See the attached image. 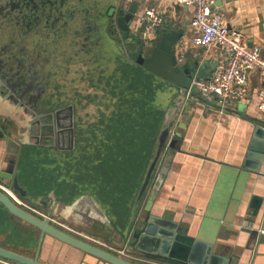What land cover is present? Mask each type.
<instances>
[{
	"label": "crops",
	"instance_id": "1",
	"mask_svg": "<svg viewBox=\"0 0 264 264\" xmlns=\"http://www.w3.org/2000/svg\"><path fill=\"white\" fill-rule=\"evenodd\" d=\"M126 1L128 5L132 1L137 2L136 18L148 8H153L160 14L162 24L151 35L156 34L159 37L162 33L168 32L181 34L176 42L179 65L192 64L193 62H198L199 65H218L223 61V54L217 48L205 50L191 45L190 21L194 13L193 8L181 7L168 0ZM215 3L218 5L212 10L219 15L227 28L242 34L249 47L258 46L261 55L264 56V0H215ZM135 20V30L137 31L135 32L139 37L141 26L144 24ZM142 31L145 33L144 39L149 38L150 34L146 32V29ZM100 36H102L101 44H104L103 50H105L103 55H108V59L111 60L113 52H116L115 46L107 41L111 37L104 30L101 31ZM109 47H111L110 51ZM73 49L74 47L69 45L67 47L68 54L64 55L67 58L63 62L70 63L67 65L68 68L64 63H58L60 69L56 70L61 88L60 95L65 96L69 103L73 101L74 93H80V96H93L94 90L92 87L88 89L90 94L82 93V87L85 84L82 83L83 79H80L81 76H79V74L81 75L79 67L82 65H79L78 61L87 59L89 56H84L78 51L76 53ZM63 59L62 56L51 59L50 64ZM108 66L110 69L112 62ZM84 76L88 75L84 73ZM260 86L258 72H249L247 97L222 114H219V108L212 101L205 98L197 100L194 97H184L177 116L169 125L170 135L167 143L170 138L176 137V132L180 131L181 136L178 138V144L175 150L169 151L167 147L163 148L156 173L153 175V180H155L164 158L170 154L171 159L167 172L151 203L150 214L176 223L179 234L212 243L213 254L229 259V264H264V235L257 236L256 233L250 232L251 226L256 230L260 227L264 228V153L259 164L258 174L238 171L248 150L254 127L260 122H264V118L256 110ZM98 88H95V91ZM180 98L177 91L169 90V87L163 83L155 95L154 102L163 108L168 116L175 107V101ZM66 99L64 100L66 101ZM3 109L5 108L3 107ZM14 118L13 121L9 119L3 121L0 117V132L3 134L2 138L0 137V174L12 173V176L18 178V182L20 181L18 184L21 187L23 186L21 184L23 176L19 175L21 168L19 149L24 146L22 143L27 144L32 140L27 135L26 139L24 137L21 142H18V127L16 125L17 122L21 124L22 122L17 117ZM22 126L26 127L27 125ZM10 138L18 145L16 155L7 151L6 141ZM73 139L68 135L61 134L57 153L74 150L75 139L74 144L71 142ZM33 160V170L37 171L36 175H38L41 170L39 156H35ZM29 162L31 163L30 160ZM151 185L152 182L149 188ZM10 190L20 202L45 215L46 212L42 208L32 204L33 200L43 197L52 203L51 193L53 191L38 192L35 197H30L31 200L33 199L30 203L26 199H29V193L24 198L11 188ZM147 190L145 197L136 209L134 219L146 206L150 189ZM24 191L27 192L25 188ZM53 194L58 199L59 205L51 218L52 225L123 259L140 262V264H166L164 260L179 262L160 257H156V261H151L146 258V254L128 250L126 244L120 242L117 233L119 235H121L120 232L127 234L131 226L130 222L125 228L113 226L106 210L89 193L75 195L73 199L69 198L68 193L61 194V197H57L54 192ZM79 198H83L82 206L71 209L72 202H76ZM90 201L94 203V211L90 207ZM92 212H94L93 215L90 214ZM98 215L103 216L109 222V225L114 228L113 232H110L109 226L107 227L104 222L97 219ZM17 223L16 226H19L16 227L13 224L11 232L12 229L15 230L18 227L20 229L21 226L27 225L21 221ZM27 227L29 226L27 225ZM33 234L35 236V233ZM5 235L11 234L8 231ZM37 237L39 238V235ZM2 244L3 242L0 241V247H3ZM7 250L29 258L34 257L27 255V249L18 251L14 247ZM38 260L43 264H107L47 235L43 238Z\"/></svg>",
	"mask_w": 264,
	"mask_h": 264
},
{
	"label": "water",
	"instance_id": "2",
	"mask_svg": "<svg viewBox=\"0 0 264 264\" xmlns=\"http://www.w3.org/2000/svg\"><path fill=\"white\" fill-rule=\"evenodd\" d=\"M126 2V0H0V11L5 13L4 17L0 19V117L3 121L6 119L13 121L14 117H17L22 122V124L17 122L16 125L18 127V142H21L24 137L26 139L28 135L32 141H28L27 144L22 143V145L39 147L41 112L40 97L37 92L43 80L49 77L45 76V71L50 69L53 71L56 61L50 64L51 59L65 55L67 47L74 46L77 41L89 44L93 48V52L103 51L105 53L104 44H101L102 36H100L103 30L111 37L110 44L116 45L117 40L122 42L121 45L126 55H134L136 48L133 63L155 75L169 87V90L177 91L181 98L175 101V107L170 111V114L165 115L156 141V150L131 212L130 225L132 227H129L127 234L120 232L121 235H119L117 233L120 242L125 243L128 250L182 263L229 264V259L213 254L212 243L179 234L176 223L150 214L151 203L166 175L171 159L170 154L164 158L157 176L153 180L162 150L165 147L169 151L175 150L178 138L181 136V132L178 131L176 137L170 138L167 143L170 135L169 125L177 116L184 97H194L197 100L205 98L210 101L207 96L198 95V92L191 88V84L193 80H207L217 64L199 65L198 62H193L192 64L179 65L176 42L181 34L168 32L162 33L159 37L156 34H150L149 38L145 40V33L142 31L145 29V25H142L140 29L142 37L140 34L138 37L135 30L138 4L132 1L128 5ZM217 5L214 3L212 9ZM6 29L11 32V37L8 36V32L6 34L2 32ZM113 55L116 56L115 52ZM81 63L82 60L78 61L79 65H83ZM63 109L56 115L57 120L62 117L63 119L67 118ZM50 119L52 120L51 117L46 118V120ZM24 124L27 126L23 127ZM56 130L54 141L59 143L61 134L67 136V131H69L68 136L72 139L70 126L64 128L62 122L59 121ZM2 136L3 134L0 132V137L2 138ZM71 142L73 141L71 140ZM6 144L10 154L18 153V145L12 138L8 139ZM24 146L19 149L20 152ZM263 153L264 122H260L253 129L248 150L238 171L258 174ZM151 182L152 185L149 188ZM0 184L8 189L11 188L21 197H26L27 192L19 186L17 178L12 176V173L0 174ZM147 189H150V192L146 206L134 219L136 209L145 197ZM51 194L52 203L43 197L33 200L36 207H40L46 212L47 218L40 219L15 204L5 192L0 190V205L11 216L39 231L33 258L2 247H0V258L16 264H43L38 260V257L43 238L47 235L104 263L134 264L52 225L50 219L59 205V201L53 192ZM83 202V198H79L76 202L73 201L72 206L70 205L71 209L82 206ZM90 207L94 211L95 206L92 201H90ZM93 213L90 214L93 215ZM97 219L104 222L107 227L109 226L110 232L114 231V228L103 216L98 215ZM250 232L262 236L264 228L260 227L256 230L252 226Z\"/></svg>",
	"mask_w": 264,
	"mask_h": 264
},
{
	"label": "trees",
	"instance_id": "3",
	"mask_svg": "<svg viewBox=\"0 0 264 264\" xmlns=\"http://www.w3.org/2000/svg\"><path fill=\"white\" fill-rule=\"evenodd\" d=\"M113 71L123 75L122 90L130 89L129 93L124 92L119 97L117 109L113 108L110 113L101 114L102 117L92 124L93 127L88 132H77L74 150L44 154L47 163H41L38 175L33 170V159L37 155L40 158V147H24L21 151L19 175L23 176L21 187L29 193V199L25 198L30 203L33 200L30 197H35L41 191H53L57 197L68 193L70 199L75 198V195L89 193L106 210L113 226L125 228L129 225L135 200L152 160L166 112L154 102L156 93L163 86L159 78L127 62L124 67L116 66ZM115 75L110 77L114 79ZM115 80L118 87L121 82L118 83L117 78ZM108 89L109 85L106 87ZM114 90L111 88L112 93H115ZM71 162L73 163L70 166ZM41 171L47 174L41 176ZM33 174L36 176H32ZM33 187L40 191H32ZM19 221L0 205V236L11 232L13 224L16 226ZM2 246L4 249L13 248V245L5 241ZM146 258L157 260L156 256L147 255ZM164 261L166 264H183Z\"/></svg>",
	"mask_w": 264,
	"mask_h": 264
},
{
	"label": "built area",
	"instance_id": "4",
	"mask_svg": "<svg viewBox=\"0 0 264 264\" xmlns=\"http://www.w3.org/2000/svg\"><path fill=\"white\" fill-rule=\"evenodd\" d=\"M168 1L181 7L193 8L194 13L190 21L191 45L205 50L217 48L224 57L207 80H193L191 88H194L198 95L210 98L219 108V114H222L231 106L245 100L249 72L257 71L261 86L257 94L256 110L264 118V56L261 55L260 48L249 47L242 34L227 28L219 15L212 10L215 0ZM137 21L145 25L148 34H154L162 24L160 14L153 8L145 10L137 17ZM0 190L32 215L41 219L47 218V215L20 202L10 189L1 184ZM0 264L16 263L0 258Z\"/></svg>",
	"mask_w": 264,
	"mask_h": 264
},
{
	"label": "flooded vegetation",
	"instance_id": "5",
	"mask_svg": "<svg viewBox=\"0 0 264 264\" xmlns=\"http://www.w3.org/2000/svg\"><path fill=\"white\" fill-rule=\"evenodd\" d=\"M4 15L5 13L0 11V19L3 18ZM6 27H8L7 24ZM12 29L10 30L12 31ZM2 32L5 34L8 32V36L10 37L12 36L11 32L8 31V29ZM121 43L122 42L117 40V44L115 45L118 49L115 52L116 56L113 55V58L110 60L107 57L108 55L105 56L103 55V51L93 52V48H91L89 44H87L86 42L82 43L81 41H77L73 46L74 47L73 51H76V53L78 51V53L81 52L82 54H84V56L86 55L89 56L87 59L84 60L82 59L81 64L83 65L79 67V72L81 73V75L79 74V76H81L80 79H83V82L89 79L92 85L95 84V83L93 84L92 80L98 82V80L101 79L103 80L105 78V80L107 79L108 81L109 74L108 72H105L104 67H100V64L104 65L105 67H109L108 65L110 64V62H112V67L115 68L117 65L116 62L118 60V67H124V64L126 62L127 64L129 63L133 65L134 64L133 61L136 55L135 51H137L135 48L136 46L134 47L135 48L134 55H126ZM61 56L64 59L58 60V62L55 63L56 65L53 66V71L51 69L49 71L48 70L45 71V73L48 74V75L45 74V76H49V77H46V79L43 80L37 92L40 97L39 103H40V112H41L40 113L41 118L39 124L41 136L39 140V145H40L39 147L41 151L45 152V154H49L51 151H54L56 153L59 150L58 142L54 141V138L56 137L55 134L57 133L56 129L57 126H59V121L62 122V126L64 128L70 126V133L72 135V139L73 138L75 139L76 133L82 130V126H81L82 123L80 121V117H81L80 115L82 113L81 106L85 104L86 100H88L87 97H89L83 95L80 96V93H74V98L72 99L73 101L69 103L65 98V96L60 95L61 88L58 83L59 77L56 75L55 70L57 67V71H59L60 67L57 64L63 63V61L65 60L64 55ZM64 65L67 66L66 64ZM66 68H68V66ZM84 73L85 75L87 74L88 76L85 77ZM64 99H66V101ZM61 109L65 111V115L67 116V118L63 119L62 117V119L57 120L55 117ZM42 117H46V118L51 117L53 121L51 119L46 120V118H42ZM69 118L71 119L69 120ZM67 133L69 135V131H67ZM74 139H73V144H74ZM53 146H55V148H53Z\"/></svg>",
	"mask_w": 264,
	"mask_h": 264
},
{
	"label": "rangeland",
	"instance_id": "6",
	"mask_svg": "<svg viewBox=\"0 0 264 264\" xmlns=\"http://www.w3.org/2000/svg\"><path fill=\"white\" fill-rule=\"evenodd\" d=\"M107 41L110 43L111 39H107ZM115 46V45H113ZM112 47V46H111ZM111 47H109V51L111 49ZM115 51H117V47L115 46L114 48ZM116 66H118V60L116 62ZM100 67H104L105 72H108L109 77L112 76V74H116L115 78H111L109 79V82L107 81V79L105 80V78L102 80H98V82L96 83L94 80H92L93 84H91V81L88 79L85 82H82L83 84H85V86L82 87V93H88L90 94V91H88V89H91L92 87H94L93 90V96L88 95L89 97H87L88 100H86L85 104H83L81 106L82 108V113H81V117H80V121H81V126H82V131L83 133H86L90 130V128L93 127L92 124H94L96 121H98L103 113H110L111 110L117 109L118 104L120 102V98L123 96L124 92L129 93L130 89H126L125 91L122 90L124 89L123 87V82L124 78L121 72H115L113 71L114 68H112V66L110 67V69L108 67H105L104 65L100 64ZM118 79V83H120V85H118L117 87V81L115 79ZM111 82L113 84H111ZM98 88V93L97 91H95ZM109 85V89L106 90V87ZM116 86V88H115ZM87 88V89H86ZM96 88V89H95ZM111 88L115 89L114 92H111ZM109 92V94L107 93ZM115 96V98H113ZM120 97V98H119ZM119 98V99H118ZM114 108V109H113ZM105 119V118H103ZM92 125V126H91ZM40 146V145H39ZM51 153H54V151H51ZM44 151H41V155L39 158V162L43 163H47V160L44 159ZM53 163V160L50 162V165ZM40 164V163H39ZM39 174V173H38ZM41 176H44L47 174H45L44 171H41ZM36 190L37 192L40 191L37 188H32V191ZM15 220V219H14ZM16 222V221H14ZM15 224V223H14ZM25 224V223H24ZM19 226V225H17ZM21 226V225H20ZM29 226V225H28ZM28 228H30V230H28ZM5 230V229H4ZM33 227L29 226L27 227V225H23L17 228V229H12V232H10L11 235H1L0 236V241L4 242L6 241V243H9L11 245H13V248H17L18 251H22V250H26L27 255L29 256H34L35 254V250H36V246H37V236L39 235L38 231H34L32 232ZM35 233V236L33 237L32 234ZM21 255V254H20ZM24 256V255H23ZM27 257V256H25ZM29 258V257H28ZM140 263V262H139Z\"/></svg>",
	"mask_w": 264,
	"mask_h": 264
}]
</instances>
